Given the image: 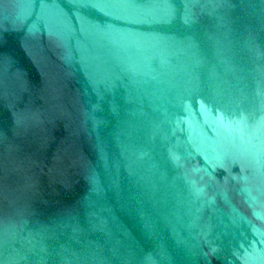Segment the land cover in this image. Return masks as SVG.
I'll return each instance as SVG.
<instances>
[{"label": "water", "instance_id": "obj_1", "mask_svg": "<svg viewBox=\"0 0 264 264\" xmlns=\"http://www.w3.org/2000/svg\"><path fill=\"white\" fill-rule=\"evenodd\" d=\"M0 264H264V0H0Z\"/></svg>", "mask_w": 264, "mask_h": 264}]
</instances>
